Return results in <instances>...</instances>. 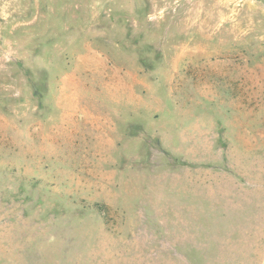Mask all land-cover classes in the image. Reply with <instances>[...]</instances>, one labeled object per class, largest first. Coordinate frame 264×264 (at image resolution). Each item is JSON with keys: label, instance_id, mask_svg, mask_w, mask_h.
<instances>
[{"label": "rangeland", "instance_id": "obj_1", "mask_svg": "<svg viewBox=\"0 0 264 264\" xmlns=\"http://www.w3.org/2000/svg\"><path fill=\"white\" fill-rule=\"evenodd\" d=\"M0 264H264V0H0Z\"/></svg>", "mask_w": 264, "mask_h": 264}]
</instances>
